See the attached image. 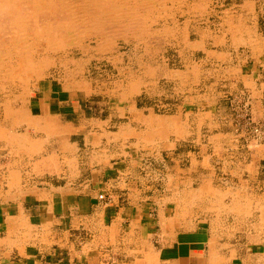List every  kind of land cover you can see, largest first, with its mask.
Listing matches in <instances>:
<instances>
[{
  "label": "rangeland",
  "instance_id": "rangeland-1",
  "mask_svg": "<svg viewBox=\"0 0 264 264\" xmlns=\"http://www.w3.org/2000/svg\"><path fill=\"white\" fill-rule=\"evenodd\" d=\"M263 76L264 0H0V196L66 192L90 162L127 159L166 195L200 189L220 223L227 192L256 189L253 160L235 177L237 148L223 132L251 140L261 118L247 91L264 101ZM39 79L84 95L86 132L30 114ZM209 185L225 192L220 203ZM254 207L242 216L263 234Z\"/></svg>",
  "mask_w": 264,
  "mask_h": 264
},
{
  "label": "crops",
  "instance_id": "crops-1",
  "mask_svg": "<svg viewBox=\"0 0 264 264\" xmlns=\"http://www.w3.org/2000/svg\"><path fill=\"white\" fill-rule=\"evenodd\" d=\"M261 80L258 86L264 76ZM247 92L250 115L260 119L262 95L257 87ZM89 109L84 95L47 79L35 83L28 101L30 114L55 118L67 128L82 124L84 132V123L94 119ZM161 122L157 119L156 124ZM235 130L223 132L237 148L235 177L240 179L244 165L253 160L256 189L227 192L232 199L220 223L211 208L208 215V200L197 196L200 189L166 195L127 159L103 168L90 162L89 178L66 192L46 189L41 194L0 196V264H264V230L255 233L258 222L242 216L256 212L255 205L264 216V140L238 141L240 133ZM208 192L209 202L217 204L225 193L210 185ZM245 197L254 199L252 209L240 207ZM193 200L198 205L186 217V202ZM258 220L260 216L255 217ZM18 230L27 238H19Z\"/></svg>",
  "mask_w": 264,
  "mask_h": 264
},
{
  "label": "built area",
  "instance_id": "built-area-1",
  "mask_svg": "<svg viewBox=\"0 0 264 264\" xmlns=\"http://www.w3.org/2000/svg\"><path fill=\"white\" fill-rule=\"evenodd\" d=\"M248 103V101H245V105ZM248 123L251 125V120L249 118ZM249 130H251L252 137L249 139L251 140H256L260 141L264 139V109L262 111V117L258 123H253L250 127Z\"/></svg>",
  "mask_w": 264,
  "mask_h": 264
},
{
  "label": "bare ground",
  "instance_id": "bare-ground-1",
  "mask_svg": "<svg viewBox=\"0 0 264 264\" xmlns=\"http://www.w3.org/2000/svg\"><path fill=\"white\" fill-rule=\"evenodd\" d=\"M100 4V3H99ZM120 4V3H119ZM40 5V4H39ZM63 5V4H62ZM116 5V4H115ZM4 6V5H3ZM61 6V5H60ZM117 6V5H116ZM75 10V9H74ZM122 11H124V10H122ZM101 14V13H100ZM26 19V18H25ZM19 43V42H18ZM17 43V44H18ZM9 44V43H8ZM19 46V45H18ZM26 47V46H25ZM16 54V53H15ZM256 141V140H255Z\"/></svg>",
  "mask_w": 264,
  "mask_h": 264
}]
</instances>
